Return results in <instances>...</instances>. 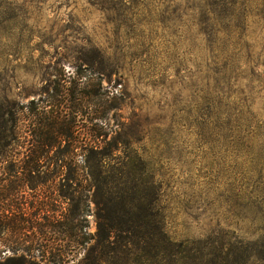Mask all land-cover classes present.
I'll return each instance as SVG.
<instances>
[{"label": "rangeland", "instance_id": "rangeland-1", "mask_svg": "<svg viewBox=\"0 0 264 264\" xmlns=\"http://www.w3.org/2000/svg\"><path fill=\"white\" fill-rule=\"evenodd\" d=\"M237 2L216 19L199 13L213 4L203 0H0V124L19 118L5 153L23 158L38 127L32 116L60 110L75 116V148L65 154L62 142L43 163L83 167L86 130L100 124L81 115L105 110L115 157L109 168L129 194L124 165L133 166L146 198L154 182L172 239L189 240L202 264H264V0ZM207 24L219 29L210 38ZM100 51L111 58L108 74L99 92L84 94L85 60ZM60 76L80 89L57 107ZM51 168L31 177L0 174V209H21L29 226L45 225L47 211L65 210L57 190L68 173L51 176ZM76 175L91 184L84 172ZM87 204L85 230L94 235L95 205ZM36 230L25 236L31 240ZM2 238L13 240L10 232ZM92 243L68 264H80ZM42 251L32 253L37 261ZM101 253L99 264H135L130 251L116 256L104 244ZM21 254L2 246L0 262Z\"/></svg>", "mask_w": 264, "mask_h": 264}, {"label": "trees", "instance_id": "trees-1", "mask_svg": "<svg viewBox=\"0 0 264 264\" xmlns=\"http://www.w3.org/2000/svg\"><path fill=\"white\" fill-rule=\"evenodd\" d=\"M213 3L212 7H201L199 13L213 15L218 18L227 15L228 7H235L237 0H203ZM223 21V20H219ZM218 21V22H219ZM200 25H203V19L200 16ZM203 35L210 38L215 29L213 25L207 24ZM226 26L223 21V29ZM95 58H86L88 74L84 76V88L80 92L84 94H93L99 92L101 81L108 74L111 58L106 53L100 51L96 53ZM63 78L60 76L54 81L55 86L53 92L57 95L56 105L61 106L66 102V95L74 94L79 87L67 86L62 83ZM80 89V88H79ZM112 92L105 91L103 94ZM113 94V93H112ZM55 105V106H56ZM67 116L60 110L55 111L49 118L44 115L32 116L33 122L38 126L33 130V137L27 141L28 149L25 150L23 158H17L15 155L5 153L9 143L5 141H13L16 138L15 122L18 121L17 115L11 114L8 117L10 126L5 125L2 121L0 124V174L6 172L12 173L14 178L18 176L31 177L32 174H40L44 170L52 168L51 176H62L58 174L60 169L68 173L66 175L67 183L61 185L57 192L58 197H62L64 201H68L67 208L62 211H47V223L25 224L22 218V210L19 208L11 210L0 209V233H11L13 240L6 241L0 239V247L11 249L14 253L22 250L26 255L12 256L0 264H68L76 260V255L80 251L85 250L87 244L93 243L87 249L86 255L80 264H99L101 262V248L104 244L110 246V252L118 250L130 251L135 254V264H202V261L196 262L189 250V240L175 241L167 232L164 224L163 212L157 205V189L154 182L150 180L151 195L145 197L138 191L141 182L132 174L133 166L124 165L121 169V176L130 179L134 191H123L124 187L119 186L116 180L117 170L109 168L110 160H113L114 145L113 141H108L109 132L105 128L104 121L107 119V111H90L88 110L81 117H84L88 123L97 121L100 125L90 126L86 130L87 140L83 148L86 159L83 167L78 166L70 160L65 162L62 160H50V164L43 163L46 155L52 150H58L60 144L65 143V154L71 153L75 148L74 133L76 130L71 127L74 124V117ZM112 142V143H111ZM66 146V147H65ZM28 152V153H27ZM73 159V158H71ZM60 162V164H58ZM85 173L86 177L91 178V184L82 186L77 182V171ZM107 175L100 181L103 172ZM18 174V175H17ZM123 184V183H122ZM18 187V186H17ZM65 191H63V188ZM83 188V189H81ZM35 189V188H33ZM82 190V192H81ZM70 191V193H69ZM121 192V193H120ZM77 195V196H76ZM145 198L148 202L143 205ZM91 199L95 207L96 232L94 235L87 234L88 227L84 218L87 211V200ZM42 212V210H41ZM50 213H53L50 215ZM59 213V214H57ZM28 225V226H27ZM37 229L35 237L29 240L25 236L27 229ZM122 238L123 240H120ZM43 251L40 253L39 260L33 256V251ZM264 250V248H263ZM16 255V254H15ZM108 255H111L108 253Z\"/></svg>", "mask_w": 264, "mask_h": 264}]
</instances>
